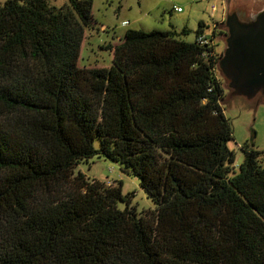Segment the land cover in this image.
<instances>
[{"label": "trees", "instance_id": "trees-1", "mask_svg": "<svg viewBox=\"0 0 264 264\" xmlns=\"http://www.w3.org/2000/svg\"><path fill=\"white\" fill-rule=\"evenodd\" d=\"M48 2L0 3V264H264V167L227 146L225 31L127 29L86 66L93 0ZM93 154L155 207L119 208V184L75 170Z\"/></svg>", "mask_w": 264, "mask_h": 264}, {"label": "rangeland", "instance_id": "rangeland-1", "mask_svg": "<svg viewBox=\"0 0 264 264\" xmlns=\"http://www.w3.org/2000/svg\"><path fill=\"white\" fill-rule=\"evenodd\" d=\"M4 0H0L3 3ZM50 5L61 6L67 0H48ZM215 5V10L211 6ZM173 5L183 9L182 13L173 10ZM264 0H93V24L86 30V38L80 51L81 65H110L109 50L103 47L109 42H117L127 29H144L149 31L157 28L161 30L175 29L180 32L183 28L188 33L184 39L195 38L194 31L197 23L203 21L208 27L220 18L222 10L237 8L242 15L261 8ZM212 14V15H211ZM223 27L222 24H218ZM225 33V32H224ZM225 34H219L215 39L216 49L223 50ZM219 73V72H218ZM222 79L223 96L221 105L228 118L233 138L227 143L234 152V165L242 162L241 145L247 142L250 148L259 152V162L264 167V99L260 94L252 98L232 94L228 83ZM94 145L99 146L98 139ZM84 173L89 179L105 182L110 186L120 185L123 200L117 202L119 208L128 204L134 206L137 213L153 209L155 203L141 188L139 177L126 172L118 161L96 154L80 162L75 169Z\"/></svg>", "mask_w": 264, "mask_h": 264}, {"label": "water", "instance_id": "water-1", "mask_svg": "<svg viewBox=\"0 0 264 264\" xmlns=\"http://www.w3.org/2000/svg\"><path fill=\"white\" fill-rule=\"evenodd\" d=\"M257 16L255 21L241 23L237 19ZM222 30L224 47L217 67L228 83L232 94L252 98L260 94L264 99V5L249 15L237 8L225 7Z\"/></svg>", "mask_w": 264, "mask_h": 264}, {"label": "built area", "instance_id": "built-area-1", "mask_svg": "<svg viewBox=\"0 0 264 264\" xmlns=\"http://www.w3.org/2000/svg\"><path fill=\"white\" fill-rule=\"evenodd\" d=\"M215 7H216V6L213 4V5L211 6V10L214 11V10H215ZM172 9H173V10H176V11H178V12L181 11V8L178 7V6H176V5L173 6ZM211 15H212V14H211ZM224 17H225V12H224V14H223V18H222L221 22L212 23L210 27H208V25H207L205 28H203L202 31H201L200 33L197 34L196 41H197L198 43H200V44H208V43H210L211 35H212L213 30H219V29L217 28V25H218L219 23H223V21H224ZM215 39H216V38H215ZM215 39H214V40H215Z\"/></svg>", "mask_w": 264, "mask_h": 264}, {"label": "clouds", "instance_id": "clouds-1", "mask_svg": "<svg viewBox=\"0 0 264 264\" xmlns=\"http://www.w3.org/2000/svg\"><path fill=\"white\" fill-rule=\"evenodd\" d=\"M256 17H257V16H249V17H247V18H245V19H240V18L237 17V19H238L239 22H241V23H250V22L255 21Z\"/></svg>", "mask_w": 264, "mask_h": 264}, {"label": "crops", "instance_id": "crops-1", "mask_svg": "<svg viewBox=\"0 0 264 264\" xmlns=\"http://www.w3.org/2000/svg\"><path fill=\"white\" fill-rule=\"evenodd\" d=\"M173 6H175V5H173ZM176 6H177V5H176ZM182 11H183V9H181V11L178 12V13H182ZM224 12H225V9L222 10V12L220 13V18H219L218 20L213 21L212 23L221 22V20H222V18H223V14H224ZM201 21H202V20H201ZM219 24H221V23H219ZM217 28H218L219 30L222 29V28L219 27L218 25H217Z\"/></svg>", "mask_w": 264, "mask_h": 264}, {"label": "flooded vegetation", "instance_id": "flooded-vegetation-1", "mask_svg": "<svg viewBox=\"0 0 264 264\" xmlns=\"http://www.w3.org/2000/svg\"><path fill=\"white\" fill-rule=\"evenodd\" d=\"M233 8V7H232Z\"/></svg>", "mask_w": 264, "mask_h": 264}]
</instances>
